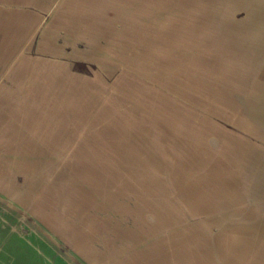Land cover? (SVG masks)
I'll return each instance as SVG.
<instances>
[{"label": "rangeland", "instance_id": "obj_1", "mask_svg": "<svg viewBox=\"0 0 264 264\" xmlns=\"http://www.w3.org/2000/svg\"><path fill=\"white\" fill-rule=\"evenodd\" d=\"M189 1L186 7L177 0H81L80 36L73 38L66 34L62 39L68 50L49 54V66L60 67L66 82L74 83V77L85 74L96 76L98 82L104 80V84L77 89L79 96L73 104L68 103L71 98L67 99L63 89L60 93L53 85L50 89L56 90L54 95L63 94L64 101L59 107L63 116L89 126L90 132L81 144L110 143L116 148L129 143L144 147L140 152L146 164L139 167L144 181L110 182L99 167L57 166L52 165V160L44 165L41 162L45 159L40 158L42 151L38 149L42 145L40 125L35 118L27 122L13 119L17 126L9 123V132L0 137L2 144L9 145L15 140L38 150L33 151L32 160L26 159L25 164L0 165V264H90L76 258L70 245L52 233L45 222L47 217L49 222L56 219L57 214L53 216L49 206L54 210L56 204L61 208L62 204L73 202L72 197H67L69 193H75V198L87 207L94 206V193L99 190L104 197L100 202L108 200L119 208L126 200L132 206L143 205L149 219L154 214V187L166 194L182 188L216 190L217 182L210 176L191 182L205 166L168 165L153 149L159 137V121L170 113L202 114V121L210 131L226 137L233 135L231 129L238 125L235 117L244 114L243 111L255 108L260 115L258 124L264 125V89L257 101L245 92L252 91L248 82L264 88V31L262 37L254 39L244 30L221 24L215 13L214 16L197 13L196 2L204 7V1ZM216 1V10L230 8L233 3V0ZM253 2L257 6L254 15L245 8L234 11L236 25L250 17L264 28V0ZM120 153L117 150L112 155ZM0 155L5 156L1 150ZM155 159L161 161V166L151 164ZM215 167L208 165L213 171L205 175L217 176L219 170ZM131 168L123 167L132 175ZM99 175L102 181L95 180ZM158 177L160 181L154 182L153 178ZM172 177H183L186 181H171ZM120 189L138 190L141 197L104 196L108 191ZM89 213L87 209L84 216Z\"/></svg>", "mask_w": 264, "mask_h": 264}, {"label": "crops", "instance_id": "obj_2", "mask_svg": "<svg viewBox=\"0 0 264 264\" xmlns=\"http://www.w3.org/2000/svg\"><path fill=\"white\" fill-rule=\"evenodd\" d=\"M177 1L186 7L190 4L189 0ZM202 1L206 6L196 2L197 13H215L221 24L244 30L253 38L262 37L263 30L254 26L250 17L238 26L234 20V11L250 0H233L230 8L218 10L216 0ZM252 4L257 8L256 2ZM81 6V0H0V137L9 132V123L17 126L13 119L27 122L35 118L41 127L42 145L38 149L42 151L40 158L45 159L42 164L49 165L52 160V165L57 166L99 167L110 182L144 181L139 173V167L146 164L140 152L144 147L129 143L116 148L110 143L81 144L90 132L89 126L63 116V109L59 108L63 94L54 95L56 90L50 89L52 85L59 93L63 89L67 99L71 98L68 103L73 104L79 96L77 89L104 84V80L98 82L96 76L85 74L71 79L74 83L66 82L60 67L49 66V54L68 50L62 39L66 34L80 36ZM249 84L252 91L245 92L257 101L264 88ZM243 113L235 117L238 125L228 137L210 131L202 114L193 115L190 111L172 112L159 121V137L153 149L168 165L205 166L191 182L210 176L217 182L216 190L182 188L166 194L154 187V214L149 219L143 205L132 206L126 200L119 208L108 200L100 202L104 197L99 190L94 193V206L87 207L75 198V193H69L67 197H72L73 202L62 204L61 208L56 204L54 210L48 207L53 216L57 214L55 221L49 222L43 216L50 231L70 245L76 258L90 264H264V125L258 124L260 115L255 108ZM38 149L15 140L9 145L0 141L1 153L5 154L0 155V165L25 164ZM117 150L121 153L113 156ZM151 164L162 163L155 159ZM208 165L216 166L217 176L205 175L212 170ZM127 166L133 167L132 175L123 169ZM102 175L95 180L102 181ZM177 180L186 181L183 177L171 178ZM153 181L159 182L160 178ZM140 194L138 190L120 189L104 196L139 198ZM86 208L88 216H84ZM100 227L101 231H97Z\"/></svg>", "mask_w": 264, "mask_h": 264}, {"label": "bare ground", "instance_id": "obj_3", "mask_svg": "<svg viewBox=\"0 0 264 264\" xmlns=\"http://www.w3.org/2000/svg\"><path fill=\"white\" fill-rule=\"evenodd\" d=\"M241 8H245L246 10H248V13H250V14H253L254 15V12L256 11V7L254 6V5H252V3H250V2H246L245 4H244V6H242ZM249 19H251V18H249ZM251 22H252V20H250ZM253 24H254V26H256V27H258V28H260V29H264V28H262V27H260V26H258L257 25V23H255V22H252ZM264 25V24H263ZM264 31V30H263ZM254 39H257V38H254ZM240 40V39H239ZM250 42V41H249ZM259 42V41H258ZM258 44V43H257ZM250 46H251V44H250ZM257 48V47H256ZM259 48V47H258ZM257 48V49H258ZM256 49V50H257ZM257 53V52H256ZM257 55V54H256ZM259 55V54H258ZM255 59V58H254ZM254 61H256V60H254ZM255 63V62H254ZM256 68V67H255ZM257 69V68H256ZM222 83V82H221ZM225 83V82H224ZM229 85V84H228ZM231 85V84H230ZM231 87V86H230ZM222 97H224V96H222ZM228 99V98H227ZM251 104V103H250ZM215 150V149H214ZM225 150V149H224ZM216 151V150H215ZM226 151V150H225ZM228 153V152H227ZM232 153V152H231ZM234 153V152H233ZM232 153V154H233ZM227 155V154H226ZM229 156V155H228ZM241 240V239H240ZM243 240V239H242ZM232 242V241H231ZM247 242V241H246ZM231 244V243H230ZM245 245V244H244ZM243 245V246H244ZM230 247V246H229ZM231 247H233V246H231Z\"/></svg>", "mask_w": 264, "mask_h": 264}]
</instances>
